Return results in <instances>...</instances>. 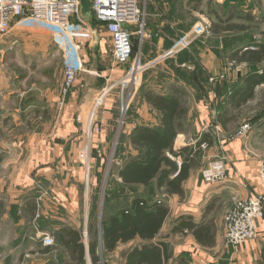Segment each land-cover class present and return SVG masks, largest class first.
<instances>
[{"label": "crops", "instance_id": "0c3cea01", "mask_svg": "<svg viewBox=\"0 0 264 264\" xmlns=\"http://www.w3.org/2000/svg\"><path fill=\"white\" fill-rule=\"evenodd\" d=\"M154 12L159 15L160 10L154 2L147 0L144 28L146 36L132 37V42L139 40L138 56L142 64L148 63L150 59H156L173 44L171 40L173 35L170 31L167 34L172 28L171 24L163 18L162 20L159 18V21L150 20L148 23V18L155 16L152 14ZM84 23L90 35L75 37L73 46L68 43L57 44L51 32L32 22L14 24L10 33L0 41V170L5 171L0 177V195H8L11 203L5 205L0 222L5 223L6 219L9 220L8 216L13 218L14 212L19 210L12 200L19 194L23 195V200L28 199L29 204H26L24 212L30 218V223L38 213V206L43 202L41 200L55 204L59 197L56 203L62 206L66 214L72 215L67 222L59 218L57 226L63 225L81 233L80 230L84 226L87 228V221H83V215L88 210L86 200L89 184L93 188L96 187L97 174L102 171L101 165L106 166L108 162L107 169L110 167L109 155L102 154L108 149L110 154L113 148H119L122 144L120 160L116 162L117 165H113L115 178L119 180L118 171L123 165L141 154L130 144L131 133L138 127L148 129L160 127V112L147 103L146 94L150 92L156 96L170 98L175 90L183 88L184 82H177L171 70L174 59H166L141 73L134 87L135 91L130 96V102L132 101L130 109L122 123H119L115 110V93L109 94L103 106L94 112L95 101L100 91L123 77L130 66L126 64L114 68L110 43L100 32L99 24L93 17L91 21ZM179 36L177 33L174 35L175 39ZM51 49L56 54L51 52ZM55 55L58 58L54 61ZM74 58L75 60L78 58L76 65L79 66L80 72L74 86L63 95L64 69ZM221 65L222 61L216 59L215 68H221ZM240 66L246 65H236ZM182 68L180 65V69ZM238 77L232 85L239 84L241 80L239 74ZM185 92L183 91L184 101L188 113L173 141V149L191 147L192 143L202 141L204 135H209L210 146H207L208 150L206 149L205 156L199 162L200 166L192 169L187 180L183 182L182 196L167 195L155 187L159 196L164 195L168 216L151 243H164L168 254L167 261L171 258L176 264L181 260L187 264H264L263 221L256 223L255 240L236 248H226L223 241L225 213L232 208L236 198H246L257 188V181L253 178L260 161L264 158L260 150L262 143L260 136L264 133V124L259 125L254 133L244 138H225L229 125L225 128L219 120L228 113L222 107L227 104V99H224L226 100L224 102L212 94L203 97L192 95L191 100L194 103L190 106L186 102L188 95ZM89 120H92L93 125L100 127L101 133L98 140L91 142L93 152L90 151V154L93 158H90V164L93 162L95 167L93 176L90 173L91 168L87 171L78 158L84 144L81 139L82 133L86 130ZM119 130L122 131V135L119 134ZM112 133H115L113 142ZM218 135L223 136L220 141ZM206 150H201L200 154ZM217 158L225 159L229 181L207 185L201 178V169L207 160L213 161ZM176 162L180 165V159ZM104 180L103 187L107 189V182ZM45 189L52 192L53 199H43L48 194ZM42 192L46 194L43 195ZM6 212L12 213V216H6ZM181 217H191L197 225L208 220V224L214 230V244L211 247H203L195 241L191 232L175 231ZM12 222L16 228V220ZM91 225L94 230L93 223H90L88 232ZM41 233L48 231L41 230L37 236L35 233V239L33 243H29L31 245L29 248L30 250L40 248L42 254L45 247L41 243ZM98 239L100 243L97 253L98 251L102 253L101 233ZM5 241L10 242V235ZM85 243L87 244H84L85 247H88V241ZM144 243L136 240L120 244L118 247L123 246L122 250L126 251ZM121 253L122 251L119 257L123 264ZM8 254L7 259H10L15 252L9 251ZM86 257L89 258V255Z\"/></svg>", "mask_w": 264, "mask_h": 264}, {"label": "rangeland", "instance_id": "374dc122", "mask_svg": "<svg viewBox=\"0 0 264 264\" xmlns=\"http://www.w3.org/2000/svg\"><path fill=\"white\" fill-rule=\"evenodd\" d=\"M151 1L154 2L156 7L160 10V16L157 12L152 13L155 16L148 18V23L150 20L151 22L159 21V18L161 20L163 18V20L171 24L172 28L167 31V34L170 31V33L173 35V38L171 39L173 42L175 41L174 35L176 33L182 35L185 32H188L195 25H203L207 28L206 31L198 36L187 49L180 52L182 54L179 53L173 57L174 63L171 67V70L172 73L174 72V77L177 82H184L182 84L183 88L179 89L184 92L186 91L185 93L188 95L186 96L187 104L192 106L194 103L193 100H191L192 95L203 97L205 95L212 94L218 96L220 100L227 99V104H225V107L222 105V107L225 109L224 111H228V117L230 115L231 117H234L235 122L234 125L233 123L229 125V130L227 133H225L226 135L224 137H227L228 139H234L235 135L245 125L250 126V130L246 136L254 133L255 128H258L259 125L264 124V85H259L255 88V94L253 97L254 99L250 100L244 106L237 108L234 104H232V101L234 98H236V92L243 88L242 77H245L252 72H261L264 69V64L258 66L232 67L230 64H228V58L231 53L239 52L245 47L249 46V49H252V47L256 46L257 44H264V0H204V2H200L199 0ZM196 4L199 5L198 9L195 8ZM230 7H233V11L231 12V16L228 17L230 20L226 22L227 17L224 14V11L226 12ZM209 9L216 10L224 23H220L213 15L209 14ZM245 15H251L252 20H247ZM76 20L77 16H73L70 19V22H76ZM210 25L218 27L237 25L247 27L248 30L245 32L234 31L215 35L210 32ZM138 42L139 40H133V51L129 61L127 62L128 66H130L128 70H130L132 66L136 64L137 60H141L138 56ZM51 52H53L52 49ZM57 58V55H55L54 61ZM216 59L222 61L221 68H215L214 62ZM151 60L153 59H150L148 62H151ZM180 65H182V69H180ZM151 68L152 67L147 68L144 71ZM142 72L138 74L137 80L131 81L127 86L128 88L124 89V100H126V97L130 99V96L135 91L134 87L138 82ZM238 74L241 78L240 82L238 81L239 84L237 83L232 85V83L239 78ZM209 79H211L212 82H210L211 80L209 81ZM240 92H242V90H240ZM225 101L226 100H224V102ZM227 115L224 117L227 118ZM123 118L124 117L122 115L118 114L119 123H122ZM82 134L83 138L81 139L83 142H85L87 138V128ZM100 134V132H90L91 142L98 140ZM119 134L122 135V131L120 132L119 130ZM222 137L223 136L218 135L219 141ZM260 137L262 138V143L261 147H259L261 152L264 154V133ZM114 139L115 133H112V142ZM207 150L202 152V154H200L201 156H198L199 162L201 161L202 157L205 156ZM92 152L93 149L91 153ZM121 152H123L122 144L119 146V148H113L110 154L109 149L106 151V153H103V156L109 155L108 161H111L110 167L107 169L108 162H106V166L101 165L100 167L102 171L97 174L96 187L93 188L89 184V192L86 200V202H88V210L83 215V221H87V228L84 226L80 230L83 242L88 241L89 236L87 231L90 223H93L94 230L97 231L100 236V222L105 219L107 220L111 215L116 214L121 208L130 204V201L135 196L144 197L147 199L148 203L162 202L164 205H166V201L163 199L164 195L161 194V196H159L154 185H151L147 188H142L139 186L129 187L123 185L122 182L115 178V170H113V165H117L116 162L120 160ZM90 158H93L92 154L89 156L88 170L91 168L90 173L93 176L95 167H93V162L90 164ZM96 161L97 160L95 159V163ZM210 162H212V160H207L205 162L206 164L203 165V168H205L206 165L208 166ZM4 174L5 171L0 170V177ZM103 180L107 182V189L103 187ZM45 190L48 194L45 195L43 199H53V197H51L53 196L52 192L48 191V189ZM46 192H42V194L44 195ZM23 199L24 198L22 194H19V196L17 195L15 198L13 197L12 200L14 203H16L19 210L14 212V219L8 216H12V213L6 212V216H8L7 218L9 220L6 219L5 223L2 221L0 222V264H73L69 261L62 246L56 241V239L54 244L50 246L48 253L42 252L41 254L40 248H31V250L29 248L31 246L29 243H33L35 239V233L37 236L41 230L48 231V233L55 238L60 227H63V225H60V227L57 226L58 219L62 218L66 222L70 219V215L72 214H66L62 206L59 203H56L59 197L54 202L55 204L51 202H49V204L47 200L45 202L44 200H41L43 202L38 206V213H36L35 218L33 221H31V223L29 220L30 218H28L24 212L26 204H29L28 199ZM9 201L10 198L8 195H0V219L5 205L11 204ZM38 203L40 204V202ZM13 220H16V228L13 226ZM20 221L22 222L21 224L19 223ZM9 235L10 242L5 243V239L7 240ZM27 240L28 244H26ZM85 242L84 244H86ZM24 245H27L28 247H25ZM122 249L123 246H120L114 253L104 255L98 251V255L100 257V262L98 264H122V259L119 257V253L123 251ZM9 251H13L15 254L12 258L7 259ZM174 263L175 261H172L171 258L170 261H167V264ZM84 264H91L88 257L85 258Z\"/></svg>", "mask_w": 264, "mask_h": 264}, {"label": "trees", "instance_id": "16d2710c", "mask_svg": "<svg viewBox=\"0 0 264 264\" xmlns=\"http://www.w3.org/2000/svg\"><path fill=\"white\" fill-rule=\"evenodd\" d=\"M195 7L198 8V4ZM232 11L233 7L224 11L227 17L226 22L230 20L228 17L231 16ZM209 14L213 15L220 23H224L216 10L209 9ZM245 17L249 21L252 20L251 15H245ZM209 27L210 32L215 35L248 30L247 27L237 25L224 27L210 25ZM228 60L234 66L262 65L264 64V44H257L252 49H249L248 46L239 52L231 53ZM242 83L243 88L237 91L236 98L232 101L233 103L231 102L237 108L253 100L255 88L264 85V69L261 72H252L242 77ZM184 96L185 94L181 90H175L170 98L156 96L150 92L146 94L147 103L160 112V127L157 129L138 127L131 133L130 144L141 154L130 159L118 171V178L123 185L145 188L155 185L158 191L167 195H183V182L189 177L190 171L199 166V145L207 143V146H210L209 135H204L202 141L196 145V151H193L191 147L173 149V141L179 134L181 123L188 113ZM115 108L120 114L119 101L116 98ZM128 110L123 117L127 115ZM219 122L226 128V126L234 124L235 119L231 115L229 117L227 115V118L222 116ZM177 159H180V165L177 164ZM167 216L168 208L162 202L148 203L144 197L135 196L129 205L121 208L107 220L101 221L102 255L115 252L120 244L139 240L145 243L122 251L123 264H166V245L151 242L158 235ZM178 221L179 224L175 227V231L187 230L191 232L195 241L203 247H211L214 244V230L207 221L199 225L195 224L191 217H181ZM88 236V247H85L79 231L63 227L58 230L55 239L60 243L71 263L84 264L88 254L91 264H98L100 262L97 253L99 235L97 231L93 230L92 225L89 227ZM49 250L50 247H45L44 252L48 253ZM179 264L187 263L181 260Z\"/></svg>", "mask_w": 264, "mask_h": 264}, {"label": "built area", "instance_id": "2783aa9c", "mask_svg": "<svg viewBox=\"0 0 264 264\" xmlns=\"http://www.w3.org/2000/svg\"><path fill=\"white\" fill-rule=\"evenodd\" d=\"M93 19L99 24V30L108 39L111 48L112 64L114 68L126 65L132 53V37L142 38L145 35V4L147 0H89ZM79 0H0V41L11 31L16 23L34 22L45 27L52 33L56 43L75 45V37H88V27L79 15ZM77 16L75 23L70 19ZM203 25H195L188 32L180 35L172 46L156 59L146 64L137 60L136 64L128 70L123 77L104 87L98 94L94 112L103 106L109 94H116L119 101V111L125 115L130 106V99L124 97V89L131 81L137 80L140 72L187 49L198 36L206 31ZM99 32V33H100ZM95 32H93L94 34ZM78 58L71 59L65 66L63 80V95L75 84L80 72L76 65ZM87 138L78 155L80 163L88 171V161L91 151L90 132H100V127L93 125L89 120L87 125ZM250 126H243L235 138H244ZM197 142L191 144L193 151L197 150ZM206 150L207 144L201 143L198 150ZM201 178L207 185L223 183L228 180V169L224 158H217L201 170ZM257 188L253 194L246 198H236L232 208L227 210L223 217V241L226 248H236L257 238L258 221L264 222V159L259 163L256 175L253 178ZM55 238L49 233L41 235L44 247L54 244Z\"/></svg>", "mask_w": 264, "mask_h": 264}, {"label": "water", "instance_id": "95a60500", "mask_svg": "<svg viewBox=\"0 0 264 264\" xmlns=\"http://www.w3.org/2000/svg\"><path fill=\"white\" fill-rule=\"evenodd\" d=\"M80 9H79V15L80 18L84 22L91 21V18L93 17V12L91 10V3L89 0H79Z\"/></svg>", "mask_w": 264, "mask_h": 264}]
</instances>
